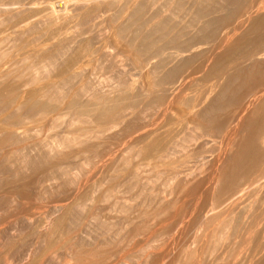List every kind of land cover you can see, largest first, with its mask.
Segmentation results:
<instances>
[{
	"label": "rangeland",
	"instance_id": "1",
	"mask_svg": "<svg viewBox=\"0 0 264 264\" xmlns=\"http://www.w3.org/2000/svg\"><path fill=\"white\" fill-rule=\"evenodd\" d=\"M229 1L0 0V125L8 126L11 132L6 130L7 127L2 129L0 126V264H264V251H261L262 248L264 250V227L260 224L254 228L255 247L253 242L245 241L251 221L254 222L255 216L264 211V180L255 189L256 193L252 192L246 201L234 206L235 209L231 207L222 218L214 214L211 216L216 210L212 208L217 205L215 199L219 189L209 182L208 174L213 166L211 160L218 148L226 146L228 136L233 135V118L229 122L214 124L211 126L213 131L203 125L198 128L194 121L190 123L193 112L200 106L205 107L201 98L213 97L209 83L222 76L219 73L211 81H205L201 72V69L203 72L206 70L207 57L212 56L217 43L220 44V33L234 26L243 28L264 13V7L259 9L257 6L262 5L264 0ZM48 3L52 6L60 3L63 8L54 7L55 10H52V7L51 14H47L50 13L46 9ZM197 6L201 9L198 15L194 13ZM249 9L257 10L249 12V16ZM211 12L217 18L211 28L204 26L205 29L199 16ZM161 22L166 25L164 29ZM155 23L161 26V31H154ZM172 35L176 40L171 38ZM142 37H145V43L149 38L158 44H145L147 48ZM193 37V41L203 38L206 43L191 48L188 54L176 49L186 45L178 42ZM212 39L217 40L213 43ZM262 44L257 50H250L252 54H247L245 58L233 51L228 64L230 73L227 74L233 76L236 71L241 68L244 71L247 65L250 67L254 62L264 68ZM154 55L157 58H153ZM148 56L151 61H148ZM237 61L243 66L238 68V63L235 66ZM231 62H234L233 65ZM185 64L190 67L186 68ZM175 66L178 67L177 74L165 75ZM163 75L168 76L172 83ZM261 78L254 86L255 91L263 87L264 71ZM178 85L185 88L180 90ZM175 87L179 90L175 91ZM251 91L254 90H247L244 94L248 95ZM194 100L199 101L200 106L192 108ZM110 106L116 109L113 115H116L114 118H117L119 127L104 132V135L98 132V135L96 130L100 122L95 120V113L92 114L90 109L100 112ZM234 108L230 107V111L221 109L216 115L221 113V116L227 114L233 117L235 112L240 111L236 109L234 112ZM160 133L169 137L163 135L164 138H161ZM149 134L150 137L147 136ZM154 136L172 141H161H166L168 149L176 150L175 144H179V150L180 144L187 146L184 148L191 150L187 154H191L192 160L187 161L180 152L173 156L174 159L169 157L162 161L150 156L143 150L151 146L149 144L156 139H153ZM257 142L264 148L260 140ZM54 149L56 153L52 152ZM178 155L183 157L181 161ZM260 167L259 173L253 171L252 176L258 173L254 176L256 179L262 174ZM195 187L201 190L197 188V191ZM193 206L199 210L195 209L193 213ZM178 208L180 215L174 217ZM188 214L191 217H187ZM226 215L232 220L223 222ZM234 218L237 220L234 221ZM204 225L210 229L206 231ZM225 226L231 228V232ZM235 227L238 228L236 231Z\"/></svg>",
	"mask_w": 264,
	"mask_h": 264
},
{
	"label": "bare ground",
	"instance_id": "2",
	"mask_svg": "<svg viewBox=\"0 0 264 264\" xmlns=\"http://www.w3.org/2000/svg\"><path fill=\"white\" fill-rule=\"evenodd\" d=\"M53 1V0H52ZM116 1V0H115ZM117 1H119V0H117ZM144 1V0H143ZM168 1V0H167ZM207 1V0H206ZM224 1H226V0H224ZM229 1V0H228ZM234 1H236L237 3H238V1L237 0H234ZM246 1V0H245ZM248 1V0H247ZM246 1V2H247ZM255 1V0H254ZM257 1H259V0H257ZM257 1H256V3H257ZM59 2V1H58ZM109 2H111V1H109ZM126 2V1H125ZM128 2V1H127ZM164 2V1H163ZM162 2V3H163ZM223 2V1H222ZM229 2H232V1H229ZM228 2V3H229ZM50 3H52V2H50ZM54 3V2H53ZM113 3V2H112ZM210 3H212V2H210ZM228 3H225V4H227L228 5ZM235 3V2H234ZM255 3V2H254ZM17 4V3H16ZM79 4V3H78ZM124 4V3H123ZM178 4V3H177ZM176 4V5H177ZM222 4V3H221ZM247 4V3H246ZM264 4V3H263ZM257 5L258 7H259V9H260V7H264V5ZM219 5V4H218ZM46 6V5H45ZM97 6V5H96ZM182 6V5H181ZM208 6V5H207ZM51 7V8H50ZM52 7L54 8V7H58V8H63L62 7V5L60 4V3H57V5H53L52 6V4H50L49 5V3H48V5L46 6V9L48 10V12H50V10L52 9ZM111 7V6H110ZM139 8H140V6H138ZM138 7H136V8H138ZM164 7V6H163ZM198 8H195V12L194 13H196V15H198V14H200L201 12H200V8H199V6H197ZM50 8V9H49ZM84 8V7H83ZM105 8V7H104ZM190 8V7H189ZM206 8V7H205ZM204 8V9H205ZM210 8V7H209ZM221 8V7H220ZM227 8V7H226ZM250 8V7H249ZM253 8V7H252ZM259 9H258V11H259ZM9 10V9H8ZM52 10H55V8L54 9H52ZM58 10V9H57ZM98 10V9H97ZM118 10V9H117ZM257 9H254V11L252 10V9H249L248 10V12H247V14L250 16V13H252V11L253 12H255ZM133 11V10H132ZM189 11V10H188ZM211 11V10H210ZM217 11V10H216ZM257 11V12H258ZM53 12V11H52ZM55 12V11H54ZM86 12V11H85ZM187 12V11H186ZM185 12V13H186ZM250 12V13H249ZM256 12V13H257ZM56 13V12H55ZM57 13H61V11L60 12H57ZM170 13V12H169ZM191 13V12H190ZM47 14H51V12L50 13H47ZM54 14V13H53ZM87 14H88V12H87ZM157 14H158V12H157ZM37 15V14H36ZM136 15V14H135ZM155 15V14H154ZM195 15V14H194ZM247 15V18H246V20H248L249 19V16ZM38 16V15H37ZM36 16V17H37ZM42 16V15H41ZM57 16H59L58 14H57ZM89 16V15H88ZM92 16V15H91ZM131 16H133L132 14H131ZM130 16V17H131ZM145 16V15H144ZM151 16V15H150ZM253 16V15H252ZM34 17V16H33ZM134 17V16H133ZM178 17V16H177ZM194 17V16H193ZM216 18H217V16H215ZM215 17L213 16V14H212V12L211 13H205V14H201V17L199 16V18H202L203 19V26L202 27H204V26H208V27H210L211 28V25L214 23V21H215ZM246 17V16H245ZM30 18H31V16H30ZM58 18V17H57ZM148 18H149V16H148ZM148 18H145V19H147L146 21H148ZM158 18V17H157ZM167 18V17H166ZM169 18V17H168ZM196 18V17H195ZM199 18H196V19H199ZM52 19H53V17H52ZM55 19V18H54ZM131 19V18H130ZM133 19V18H132ZM229 19V18H228ZM28 20V19H27ZM51 20V19H50ZM169 20V19H168ZM180 20H182V19H180ZM84 21V20H83ZM128 21V20H127ZM139 21V20H138ZM143 21V20H142ZM149 21H150V19H149ZM158 21H160V20H158ZM68 22V21H67ZM110 22V21H109ZM136 22V21H135ZM134 22V23H135ZM145 22V21H144ZM166 22V21H165ZM164 22V23H165ZM179 22V21H178ZM216 22L218 23V21L216 20ZM243 22V21H242ZM245 22V21H244ZM23 23V22H22ZM24 23H26V22H24ZM88 23V22H87ZM150 23V22H149ZM6 24V23H5ZM155 24H157V23H155ZM161 25H162V22L160 23ZM235 24V23H234ZM9 25V24H8ZM81 25V24H80ZM143 25V24H142ZM145 25V24H144ZM176 25H178V24H176ZM176 25H173V26H176ZM245 25V24H244ZM25 26V25H24ZM122 26V25H121ZM140 26V25H139ZM159 24H157L153 29H154V31H161L160 30V28H159ZM163 26V25H162ZM164 26H166V25H164ZM164 26H163V28L162 29H164ZM214 26V25H213ZM242 26V25H241ZM25 27H27V25L25 26ZM58 27V26H57ZM142 27V26H141ZM144 27V26H143ZM152 27V26H151ZM161 27V26H160ZM171 27V26H170ZM183 27V26H182ZM19 28V27H18ZM168 28V27H167ZM205 28V27H204ZM225 28H227V27H225ZM61 29V28H60ZM176 29V28H175ZM184 29V28H183ZM206 29V28H205ZM221 29V28H220ZM25 30V29H24ZM28 30V29H27ZM200 30V29H199ZM217 30V29H216ZM118 31V30H117ZM211 31V30H210ZM223 31V30H222ZM18 32V31H17ZM23 32V31H22ZM123 32V31H122ZM136 32V31H135ZM181 32V31H180ZM215 32V31H214ZM217 32H218V30H217ZM51 33H52V31H51ZM140 33V32H139ZM150 33V32H149ZM162 33V32H161ZM167 33V32H166ZM170 33V32H169ZM206 33V32H205ZM216 33V32H215ZM25 34H27L26 32H25ZM116 34V33H115ZM119 34H120V32H119ZM145 34V33H144ZM148 34V33H147ZM146 34V35H147ZM164 34H165V31H164ZM164 34H162V36L164 35ZM213 34V33H212ZM32 35V34H31ZM141 35V34H140ZM149 35V34H148ZM173 35H175V34H173ZM173 35H172V37L171 36H169V37H171L172 39L174 38L173 37ZM203 35H205L204 33H203ZM207 35V34H206ZM220 40H219V38H218V42L220 43V44H218L217 43V45H218V47L214 50V54L211 56L210 55V57L208 58L207 57V59H206V61H205V69L206 70H204V72L202 71V69H201V72H202V80H205V81H211L212 79H214V78H216L217 77V75L219 74V73H222V76H220L219 78H218V80H214L213 82L211 81L209 84L211 85V87H209V90H211V91H213L214 92V94L212 95L213 97H210L209 96V99L210 98H213V99H208V96L206 97L207 99H208V101H207V99L205 98L204 100H203V98H199L202 102L201 103H203V105H205V107H203V106H200V103H198L199 101H197V100H194L195 102H197V103H195L194 102V105H192V108L193 107H195L196 108V106L199 104V110H195V112H193V115H192V119L190 120V121H192V122H190V123H193V121L194 122H196L197 123V125H195V126H198L199 125V127L198 128H200L201 129V125H203V127H207V129H211L212 127L211 126H213L214 124L216 125V124H221L222 122H224V121H227V122H229V120H230V118H233V125H232V133H233V135H229L228 136V138H227V143H226V146L224 147V148H218V150H217V152H216V155H214L213 157V159L211 160L212 161V163H213V166L211 167L212 169L210 170V174H208L209 175V178H210V181L209 182H211L213 185H217L218 186V190H217V193H218V196H216V199H215V202H216V206L214 207V208H212V210H215V211H212V217H213V214H214V216L215 215H217L219 218L221 217L222 218V216L224 215V214H227L226 212H228L229 211V209L231 208V207H233L234 208V206H236L237 204H240V203H242L247 197H250L251 196V194H252V192H254L255 191V193H256V190L255 189H257V187L261 184V182L264 180V164L262 163V162H264L263 160H264V148H262V147H260V144L257 142L258 140H260V143H262L263 145H264V83H263V87L262 88H260L259 90H257V91H255V88H254V86H255V84L257 83V82H260L261 81V77H262V74H263V71H264V68L262 67V65L260 64V63H257V62H254L253 64H251V66L249 67L248 65H247V68L243 71L242 70V68H241V70L240 71H236L234 74H233V76H229V74H227V72H229V70H228V67L230 66H228V64H229V62L231 61V53L233 52V51H236L235 53L237 54V52L241 55L240 57L242 58V57H246V55L247 54H252L251 52H250V50H257L258 48H260V46H261V44L262 43H264V13H262L261 15H258V17L256 18V19H254L253 21H251L249 24H247L246 26H243V28H239V27H233V28H229V29H225L223 32H221L220 33ZM143 36V35H142ZM165 36H166V34H165ZM176 36V35H175ZM181 36H183V35H181ZM8 37V36H7ZM112 37V36H111ZM167 37V36H166ZM179 37V36H178ZM201 37V36H200ZM203 37V36H202ZM209 37V36H208ZM36 38V37H35ZM39 38V37H38ZM143 38H145V37H142V39ZM160 38V37H159ZM159 38H157V39H159ZM161 38H163V37H161ZM176 38V37H175ZM174 38V39H175ZM207 38V37H206ZM211 38V37H210ZM130 39V38H129ZM178 40L177 41H179V38H177ZM193 39H195L194 37L193 38H190V39H188L187 41H181V42H178L177 44H180V43H185V44H183V45H185V46H183L182 47V45H180V47H178L177 46V48H176V46H175V48L178 50V51H180L181 53H183V52H187V51H189L191 48H193V47H195V46H200V45H202V44H204V43H206V41H203L202 39H200L199 41L197 40V41H193ZM207 39H209V38H207ZM33 40V39H32ZM35 40V39H34ZM99 40V39H98ZM126 40V39H125ZM134 40H136V38L134 39ZM147 40V39H146ZM163 40H164V38H163ZM176 40V39H175ZM213 41V43H215V40H217V39H212ZM44 41V40H43ZM145 40L143 39V42H144ZM130 42H132V41H130ZM134 42V41H133ZM29 43V42H28ZM41 43V42H40ZM56 43V42H55ZM126 43H128V42H126ZM151 43H155V44H158V42L156 43L155 42V40H149V38H148V41H147V43H143V45H145V44H151ZM212 43V44H213ZM19 44V43H18ZM111 44V43H110ZM122 44V43H121ZM129 44V43H128ZM154 44V45H155ZM165 44V43H164ZM176 44V45H177ZM208 44V43H207ZM211 44V45H212ZM102 45V44H101ZM131 46H130V48H132V44H130ZM163 44L161 43V46H162ZM166 45V44H165ZM262 45H264V44H262ZM36 46V45H35ZM126 46V45H125ZM129 46V45H128ZM127 46V47H128ZM148 46V45H147ZM146 45H145V47H147ZM151 46V45H150ZM149 46V47H150ZM158 46H160V45H158ZM170 46V45H169ZM213 46V45H212ZM110 47H112V46H110ZM154 47V46H153ZM152 47V48H153ZM171 47L173 48V46L171 45ZM263 47V46H262ZM261 47V48H262ZM87 48V47H86ZM105 48V47H104ZM108 48V47H107ZM129 48V47H128ZM127 48V49H128ZM139 48V47H138ZM137 48V49H138ZM148 48V47H147ZM151 48V49H152ZM159 48V47H158ZM15 49V48H14ZM19 49V48H18ZM120 49V48H119ZM136 49V48H135ZM140 49H142V48H140ZM154 49V48H153ZM161 49V51H165V50H163L162 48H160ZM159 49V50H160ZM212 49V48H211ZM3 50V49H2ZM43 50V49H42ZM61 50V49H60ZM134 49L132 48V51H133ZM167 50V49H166ZM123 51V50H122ZM126 51V50H125ZM157 51V50H156ZM72 52V51H71ZM95 52V51H94ZM97 52V51H96ZM202 52V51H201ZM204 52V51H203ZM23 53V52H22ZM44 53V52H43ZM119 53V52H118ZM117 53V54H118ZM124 53V52H123ZM132 53V52H131ZM135 53H138V52H135ZM134 53V55L136 56L137 54H135ZM142 53H143V51H142ZM141 53V54H142ZM145 53V52H144ZM154 53H155V51H154ZM157 53H158V51H157ZM167 53V52H166ZM212 53H213V51H212ZM255 53H257V52H255ZM254 53V54H255ZM261 53H263V52H261ZM260 53V54H261ZM32 54V53H31ZM58 54V53H57ZM65 54H66V52H65ZM156 54V53H155ZM160 53H158V55H159ZM178 54V53H177ZM187 54H188V52H187ZM191 54H193L192 52H191ZM264 54V53H263ZM148 55H150V54H148ZM162 55V54H161ZM168 55V54H167ZM190 55V54H189ZM199 55V54H198ZM216 55V57L214 58V56ZM249 55H248V57H249ZM45 56V55H44ZM61 56V55H60ZM59 56V57H60ZM142 56H143V54H142ZM145 54H144V58H145ZM188 56V55H187ZM192 56V55H191ZM199 56H201V55H199ZM209 56V55H208ZM255 56V55H254ZM4 57V56H3ZM27 57V56H26ZM48 57V56H47ZM51 57H53V55L51 56ZM74 57L76 58V56L74 55ZM106 57V56H105ZM154 57H156L155 55L153 56V58ZM163 58L165 57V56H162ZM172 57H174V56H172ZM180 57V56H179ZM182 57L184 58V56L182 55ZM205 57V56H204ZM203 57V58H204ZM234 57V56H233ZM38 58V57H37ZM36 58V59H37ZM50 58V57H49ZM54 58V57H53ZM142 58V57H141ZM144 58H143V60H144ZM147 58H151V57H147ZM157 58V57H156ZM189 58H191V57H189ZM188 58V59H189ZM193 58V57H192ZM235 58V57H234ZM57 59H59V58H57ZM73 59V58H72ZM78 59V58H77ZM76 59V61H78ZM130 59V58H129ZM152 59V58H151ZM151 59L150 60H148V61H151ZM173 59V58H172ZM187 59V60H188ZM247 59V58H246ZM260 59V58H259ZM51 60H52V58H51ZM56 60V59H55ZM75 60V59H74ZM74 60H69V61H74ZM159 60H161V59H159ZM164 60V59H163ZM177 60H180V58L179 59H177ZM186 60V59H185ZM186 60V61H187ZM190 60H192V59H190ZM233 60V59H232ZM237 60V59H236ZM239 60V59H238ZM241 60V59H240ZM23 61V60H22ZM39 61V60H38ZM132 61V60H131ZM137 61V60H136ZM146 61H147V59H146ZM165 61H166V58H165ZM172 61V60H171ZM186 61H185V63H186ZM189 61V60H188ZM234 61V60H233ZM24 62V61H23ZM34 62V61H33ZM47 62V61H46ZM52 62H53V60H52ZM79 62V61H78ZM157 62H158V60H157ZM169 62V61H168ZM190 62H192L193 63V61H190ZM244 63H245V61H243ZM242 62V63H243ZM247 62V61H246ZM251 62V61H250ZM262 62V61H261ZM21 63V62H20ZM116 63V62H115ZM132 63H134V62H132ZM146 63H148L149 64V62H146ZM159 63H160V61H159ZM162 63V62H161ZM182 63V62H181ZM232 63V62H231ZM234 63V62H233ZM233 63H232V65H233ZM238 63V68H240L241 66H243V64L241 65V64H239V62L237 61L236 63H234L235 64V66H236V64ZM240 63H241V61H240ZM51 64V63H50ZM69 64V63H68ZM78 64V63H77ZM142 64V63H141ZM155 64H156V62H155ZM154 64V65H155ZM174 64V63H173ZM178 65L180 64V63H177ZM194 64V63H193ZM200 64V63H199ZM248 64H250V63H248ZM142 65H144V64H142ZM146 65V64H145ZM150 65V64H149ZM162 65V64H161ZM164 65V64H163ZM181 65V64H180ZM186 66V68L188 67H190V66H188L187 64H185ZM195 65V64H194ZM239 65H241V66H239ZM16 66V65H15ZM43 66V65H42ZM79 66V65H78ZM156 66V65H155ZM154 66V67H155ZM160 66V65H159ZM165 66H167V65H165ZM164 66V67H165ZM66 67H67V65H66ZM73 66H71V67H68V68H72ZM143 67V66H142ZM154 67H151V68H153V71L155 70L156 71V69H154ZM157 67V66H156ZM245 67V66H244ZM31 68L32 67H30V70H31ZM49 68V65L47 66V69ZM54 68V67H53ZM168 68V67H167ZM184 68V67H183ZM238 68H236V69H238ZM45 69H46V65H45ZM159 69V68H158ZM157 69V70H158ZM176 69L178 70V67H172L171 69H169L166 73H165V75H172V74H174V73H176ZM8 70V69H7ZM15 70V69H14ZM40 70V69H39ZM49 70V69H48ZM63 70V69H62ZM70 70H72V69H70ZM1 71V70H0ZM27 71H28V69H27ZM45 71V70H44ZM43 71V72H44ZM67 71V70H66ZM147 71V70H146ZM241 71H243V72H241ZM9 72V71H8ZM12 72V71H11ZM26 72V71H25ZM152 72V71H151ZM162 73L164 72V71H161ZM178 72H180V71H178ZM186 72V71H185ZM197 72V71H196ZM40 73H42V71L40 72ZM162 73H161V75H162ZM182 73V72H181ZM180 73V74H181ZM230 73V72H229ZM39 74V73H38ZM46 74H47V72H46ZM155 74H156V72H155ZM164 74V73H163ZM177 74V73H176ZM175 74V75H176ZM12 75V74H11ZM18 75V74H17ZM174 75V76H175ZM193 75V74H192ZM164 76V75H163ZM168 76H164V77H168ZM178 76V75H177ZM21 77V76H20ZM33 77V76H32ZM58 77V76H57ZM67 77V76H66ZM149 77V76H148ZM176 77V76H175ZM192 77V76H191ZM259 77V78H258ZM2 79H4L3 77H1ZM15 78V77H14ZM22 78V77H21ZM27 78H28V76H27ZM39 78V77H38ZM154 78V77H153ZM169 78V77H168ZM33 79V78H32ZM170 79V78H169ZM169 79H167V80H169ZM164 80H165V78H164ZM13 81V80H12ZM16 81H17V79H16ZM150 81V80H149ZM161 81H163V79L161 80ZM173 81V80H172ZM174 81H176V80H174ZM262 81H264V79L262 80ZM2 82V81H1ZM25 82V81H24ZM34 82V81H33ZM159 82V81H158ZM170 82H171V79H170ZM235 82V83H234ZM12 83V82H11ZM163 83V82H162ZM172 83V82H171ZM206 83H208V82H206ZM212 83V84H211ZM233 83L235 84V86L234 87H232V85H233ZM154 84V83H153ZM164 84H165V82H164ZM10 85V84H9ZM90 85V84H89ZM94 85V84H93ZM146 85V84H145ZM148 85V84H147ZM168 84H166V86H167ZM183 85H185V83L183 84ZM188 85V84H187ZM187 85H185V86H187ZM209 85V86H210ZM208 86V85H207ZM92 87V86H91ZM96 87V86H95ZM149 88L151 87L150 85L148 86ZM147 87V88H148ZM178 87H179V85H178ZM145 88V87H144ZM146 88V90H148L149 91V88L147 89ZM176 88L177 87H175V91H177V90H183L184 88L182 87L181 88V85H180V87H179V89H177L176 90ZM207 89H208V87H206ZM12 89V88H11ZM167 89H170V87H168ZM254 90V91H251L248 95H245L244 94V92L245 91H247V90ZM56 90V89H55ZM159 90V89H158ZM174 90V89H173ZM172 90V91H173ZM84 91V90H83ZM98 91V90H97ZM36 92H38V91H36ZM105 92V91H104ZM144 92V91H143ZM171 92V91H170ZM181 91H179L178 93H180ZM24 93V92H23ZM142 93V92H141ZM145 93V92H144ZM174 93V92H173ZM173 93H172V96H173ZM177 93V94H178ZM28 94V93H27ZM44 94V93H43ZM47 94V93H46ZM175 94V93H174ZM144 95H146V94H144ZM156 95V94H155ZM93 96V95H92ZM167 96L170 98V97H172V96H170V95H168L167 94ZM176 96V95H175ZM17 97V96H16ZM15 97V98H16ZM100 97V96H99ZM108 97V96H107ZM153 97V96H152ZM151 97V98H152ZM177 97V96H176ZM198 97V96H197ZM27 99V98H26ZM95 99V98H94ZM147 99V98H146ZM177 100V98H174V100ZM187 99V98H186ZM185 99V100H186ZM198 99V100H199ZM244 99H246L245 101H244ZM17 100V99H16ZM116 100H118V99H116ZM151 100V99H150ZM173 100V101H174ZM193 100V99H192ZM81 101V100H80ZM105 101H107L106 99H105ZM207 101V102H206ZM244 101V104L242 103ZM9 102V101H8ZM20 102V101H19ZM25 101H23V103H24ZM28 102V101H27ZM81 102H83V101H81ZM88 102V101H87ZM113 102V101H112ZM147 102H148V100H147ZM154 102V101H153ZM157 102V101H156ZM168 102H170V101H168ZM182 102V101H181ZM180 102V103H181ZM185 102V101H184ZM183 102V103H184ZM190 102H192V101H190ZM120 103H121V101H120ZM22 104V103H21ZM75 104V103H74ZM90 104V103H89ZM105 104V103H104ZM160 104V103H159ZM168 104V103H167ZM170 104H172V103H170ZM186 104H189V103H187L186 102ZM70 106H71V104H69ZM81 105V104H80ZM113 105V104H112ZM150 105V104H149ZM183 105V104H182ZM53 106V105H52ZM74 106V105H73ZM84 106V105H83ZM91 106H94V104L93 105H91ZM90 106V107H91ZM95 106H96V104H95ZM119 106V105H118ZM151 106V105H150ZM168 106H169V104H168ZM36 107H37V105H36ZM111 107V106H110ZM108 108V107H106L107 109H105V110H103V111H95V109L93 110V109H90V110H92V114H93V112L95 113V116H94V118H95V120L96 121H98V122H100V124H99V129H97L96 131H97V133L98 132H100L101 134H103L104 132H106V131H109V130H111V129H113V128H115L116 126H118L117 125V123H118V121L116 122V119L117 118H114L116 115H113L114 113H115V110L116 109H114V108ZM201 107H203L204 109H201ZM230 107H235L234 109H233V111L235 112V111H237L238 109L240 110L239 112H235V114H233V117H230V116H227V114L226 115H224V116H221L220 114L221 113H219V116H217L216 114H217V112H219L221 109H226V111L227 110H229L230 111ZM16 108V107H15ZM19 108V107H18ZM32 108V107H31ZM96 108V107H95ZM100 108L102 109V107L100 106ZM99 108V109H100ZM103 108H104V105H103ZM118 108V107H117ZM147 108H148V106H147ZM165 108V107H164ZM30 109V108H29ZM28 109V110H29ZM45 109V108H44ZM100 109V110H101ZM156 109V108H155ZM163 109V108H162ZM237 109V110H236ZM89 110V111H90ZM167 110V109H166ZM15 111V110H14ZM89 111H87V112H89ZM187 111V110H186ZM186 111H183L182 113H184V114H186ZM225 111V112H226ZM228 111V112H229ZM91 112V111H90ZM98 112V113H97ZM160 112V111H159ZM189 112V111H188ZM191 112V113H192ZM224 112V111H223ZM227 112V113H228ZM119 114V113H118ZM125 114V113H124ZM165 114V113H164ZM181 114V113H180ZM189 114H190V112H189ZM224 114V113H223ZM121 115V114H120ZM127 115V114H126ZM182 115V114H181ZM180 115V116H181ZM191 115V114H190ZM53 116V115H52ZM179 116V117H180ZM88 117V116H87ZM91 117V116H90ZM183 118H184V116H182ZM22 118V117H21ZM161 118V117H160ZM181 118V117H180ZM191 117H189V119H190ZM170 119V118H169ZM186 119H188L187 117H186ZM186 119H184V120H186ZM21 120V119H20ZM89 120V119H88ZM101 120V121H100ZM103 120V121H102ZM121 120V119H120ZM166 120V119H165ZM94 121V120H93ZM158 121V120H157ZM176 121V120H175ZM121 122V121H120ZM163 122H164V120H163ZM163 122H161V123H163ZM183 122V121H182ZM4 123H5V121H4ZM8 123V122H7ZM177 123V122H176ZM186 123H188V122H186ZM3 123H1V125H2ZM11 124V123H10ZM22 124V123H21ZM120 124V123H119ZM185 124V123H184ZM206 124V125H205ZM0 125V126H1ZM166 125V124H165ZM96 126H98V125H96ZM184 126V125H183ZM3 127H5L4 125L3 126H1V128L2 129H4ZM7 127V129L6 130H8V132H10L9 130L10 129H8V126H6ZM5 127V128H6ZM9 127H11L10 125H9ZM119 127V126H118ZM188 127V126H187ZM202 127V128H203ZM17 128V127H16ZM150 128V127H149ZM162 128H163V126H162ZM171 128V127H170ZM183 128V127H182ZM196 128V127H195ZM215 128H216V126H215ZM15 129V128H14ZM13 129V130H14ZM19 129V128H18ZM157 129V128H156ZM159 129V128H158ZM174 129V128H173ZM179 129V128H178ZM186 129V128H185ZM188 129V128H187ZM15 130H17V129H15ZM14 130V131H15ZM93 130H95V129H93ZM146 131H147V129H145ZM144 130V131H145ZM152 130V129H151ZM155 130V129H154ZM171 130V129H170ZM169 130V131H170ZM177 130V129H176ZM180 130V129H179ZM205 130V129H204ZM141 131H143V130H141ZM143 131V132H144ZM158 131V130H157ZM164 131V130H163ZM185 131V130H184ZM211 131H213V128L211 129ZM1 132H3V131H1ZM5 132H7V131H5ZM149 132H150V130H149ZM153 132V131H152ZM166 132H168V131H166ZM172 132V131H171ZM177 132V131H176ZM180 132L181 131H179V134H180ZM11 133V132H10ZM16 133V132H15ZM113 133V132H112ZM145 133V132H144ZM146 133H148V132H146ZM151 133V132H150ZM157 133V132H156ZM161 134V136H159V137H161V138H164V134H162V133H160ZM168 134V133H167ZM16 135V134H15ZM98 135H99V133H98ZM104 135V134H103ZM138 135V134H137ZM141 135L143 136L144 134H142V132H141ZM156 135V134H155ZM164 135V136H163ZM182 135V134H181ZM10 136V135H9ZM96 136H97V134H96ZM145 136V135H144ZM143 136V137H144ZM148 137H150V134L149 135H147ZM156 136H158V135H156ZM156 136H154L153 137V139L154 138H156ZM174 136V135H173ZM137 137H140V136H137ZM166 137H169V136H165V138ZM88 138V137H87ZM145 138H147V137H145ZM170 138H171V136H170ZM183 138V137H182ZM182 138H180V140L182 139ZM109 139V138H108ZM140 139H142V137L140 138ZM98 140V139H97ZM138 140V139H137ZM143 140L144 139H142L141 141L143 142ZM151 140V139H150ZM162 140H166V139H162ZM162 140H160V138L158 139V137L154 140V142L152 143V144H149V145H151V146H149L148 144H146L147 146H149V147H146V150H143V151H146L150 156L151 155H153V157H157L158 159L157 160H159V161H162V160H165V159H167V158H169V157H173V156H177V153H181L182 155H183V157H186V158H184V159H187V161H190V160H192V158H190V155L191 154H187V152L189 151V153H191V150H188V151H186V149L185 148H187V146H185V148H184V146H183V144H180V147H181V150H179V149H177L178 148V146H179V144H175V145H177V148H176V150L175 149H168L167 147H169V146H167L166 147V141L168 140L170 143L172 142V141H170L168 138H167V140L163 143H161V141ZM172 140V139H171ZM177 140V139H176ZM184 140V139H183ZM140 142V141H139ZM151 141H149V143H150ZM183 142V141H182ZM136 143V142H135ZM1 144V143H0ZM137 144H138V141H137ZM94 145V144H93ZM139 145V144H138ZM172 145H173V143H172ZM221 145V144H220ZM54 146V145H53ZM57 146V145H56ZM60 146V145H59ZM145 145H143V147H144ZM50 147V146H49ZM142 147V148H143ZM171 147V146H170ZM210 147V146H209ZM54 148H55V146H54ZM53 149V148H52ZM57 149V148H56ZM56 149H54V151H52V152H54V153H56L55 151H57ZM68 149V148H67ZM145 149V148H144ZM189 149V148H188ZM71 150V149H70ZM197 150V149H196ZM203 150V149H202ZM50 151H51V149H50ZM49 151V152H50ZM139 151V150H138ZM201 152V151H200ZM200 152H199V154H200ZM205 152V151H204ZM53 153V154H54ZM194 154V153H193ZM202 154V153H201ZM200 154V155H201ZM144 155V154H143ZM145 155H146V153H145ZM180 155V154H179ZM179 155H178V157H179ZM194 155H196V154H194ZM9 156V155H8ZM147 156V155H146ZM145 156V157H146ZM149 156V157H150ZM144 157V156H143ZM142 157V158H143ZM182 157V156H181ZM181 157H179V161H181L182 160V158ZM189 157V158H188ZM195 157V156H194ZM198 157V156H197ZM181 158V159H180ZM204 158H206V157H204ZM204 158H201V159H204ZM173 159H174V157H173ZM183 159V161H185ZM195 159H196V157H195ZM207 160V159H206ZM108 161V160H107ZM174 160H172V162H173ZM196 161V160H195ZM203 161V160H202ZM210 161V162H211ZM204 162H206L205 161V159H204ZM162 163H164V162H162ZM172 164V163H171ZM170 164V165H171ZM200 164H201V162H200ZM105 164H103V166H104ZM139 165V164H138ZM196 165V164H195ZM203 165V164H202ZM96 166V165H95ZM156 166V165H155ZM165 166V165H164ZM183 166H184V164H183ZM260 166H262V168L260 167ZM188 167V166H187ZM190 167V166H189ZM259 167H260V174H261V172H262V174L260 175V177L259 178H257L256 179V177L254 178V176H257L258 175V173H259ZM100 168V167H99ZM135 168V167H134ZM98 169V168H97ZM101 169H103L102 167L100 168V170ZM190 169V168H189ZM192 169V168H191ZM138 170V169H137ZM185 170V169H184ZM203 170V169H202ZM258 171V173H256V175H255V173H254V176H252V174H253V171ZM103 171V170H102ZM201 171V170H200ZM101 172V171H100ZM115 173V172H114ZM198 173V172H197ZM133 175V174H132ZM199 175H200V173H199ZM131 176V175H130ZM135 176V175H134ZM137 176V175H136ZM200 178V177H199ZM202 180V179H201ZM209 182H207V183H209ZM24 183V182H23ZM186 183H188V182H186ZM199 183V182H198ZM183 185V184H182ZM185 185V184H184ZM188 185V184H187ZM212 185V186H213ZM264 185V184H263ZM195 186V185H194ZM197 186V185H196ZM198 186H200V183H199V185ZM118 187V186H117ZM187 187V186H186ZM260 187V186H259ZM196 188V187H195ZM197 188H199V187H197ZM196 188V189H197ZM202 188V187H201ZM214 188H215V186H214ZM261 188H262V186H261ZM261 188H259V189H261ZM258 189V190H259ZM264 189V188H263ZM199 190H201L200 188H199ZM198 189H197V191H199ZM209 189H207V192H209L208 191ZM257 190V191H258ZM262 190V189H261ZM206 191V190H205ZM213 191H214V189H213ZM263 191V190H262ZM76 192V191H75ZM207 192H206V194H207ZM16 193V192H15ZM201 193V192H200ZM199 193V194H200ZM204 193V192H203ZM258 193H260V192H258ZM79 194V193H78ZM91 194V193H90ZM260 195V194H259ZM76 196V195H75ZM253 196V195H252ZM257 196V195H256ZM256 196H254V198L256 197ZM103 198H104V196H103ZM259 200V199H258ZM211 201H212V198H211ZM246 201V200H245ZM255 201V203H256V200H254ZM260 202V201H259ZM182 203V202H181ZM252 203V202H251ZM72 204V203H71ZM213 204V203H212ZM254 204V203H253ZM64 205V204H63ZM169 205V204H168ZM78 206V205H77ZM172 206V205H171ZM173 206H174V203H173ZM198 206V205H197ZM239 206V205H238ZM238 206H237V208H238ZM67 207V206H66ZM81 207V206H80ZM169 207V206H168ZM68 208V207H67ZM165 208V207H164ZM196 209V211L197 210H199L198 208H195V206H193V208H192V212L194 211ZM235 209V208H234ZM209 210V209H208ZM228 210V211H227ZM233 209H231V212H233L232 211ZM251 210V209H250ZM253 211V210H252ZM187 212V211H186ZM207 212V211H206ZM210 212V211H209ZM231 212H230V214H231ZM236 212V211H235ZM241 212V211H240ZM191 213V212H190ZM189 213V214H190ZM194 213V212H193ZM236 213H239L238 211L236 212ZM242 213V212H241ZM262 213V212H261ZM178 214L180 215V208H178L176 211H175V214H174V217L175 216H178ZM185 214V212H183V215ZM187 214V213H186ZM188 214V215H189ZM192 214V213H191ZM233 214V213H232ZM250 214V213H249ZM248 214V215H249ZM253 214V213H252ZM26 215V214H25ZM228 215H229V213H228ZM248 215H247V217H248ZM251 215V214H250ZM50 216V215H49ZM102 216V215H101ZM186 216V215H185ZM201 216H203V215H201ZM211 216H210V220L212 219L211 218ZM246 216V215H245ZM261 216V217H260ZM70 217V216H69ZM173 217V216H172ZM187 217H191L190 215L189 216H187ZM205 217H207V216H205ZM217 217V218H218ZM237 217V214L235 215V218ZM256 217V218H255ZM255 217H253V218H255L256 220L254 221V222H252L251 221V223H250V225L248 226V234H249V236L245 239V241H248V242H253V246L255 247V245H256V241H255V236L253 235L254 234V228L257 226V225H262V227H264V211H263V213L261 214V215H259L258 217H257V215L255 216ZM18 218V217H17ZM92 218V217H91ZM215 218V217H214ZM235 218H234V221H236L235 220ZM250 218V217H249ZM105 219V218H104ZM226 219H231L232 220V218H227V215H226V218H224L223 219V222H224V220H226ZM251 219V218H250ZM103 220V219H102ZM204 220V219H203ZM202 220V221H203ZM206 220H209V219H207L206 218ZM215 220H216V218H215ZM218 220V219H217ZM249 220V219H248ZM254 220V219H253ZM212 221H214L213 219H212ZM211 221V223H213ZM247 221V220H246ZM102 222V221H101ZM210 221H208V223H209ZM219 222H220V219H219ZM221 222H222V220H221ZM228 222V221H227ZM226 222V223H227ZM207 222H205V224H206ZM210 223V224H211ZM217 223V222H216ZM232 223V222H231ZM243 223V222H242ZM247 223V222H246ZM9 224V223H8ZM200 224H202V222H200ZM214 224H215V221H214ZM219 224V223H218ZM222 224V223H221ZM235 224V223H234ZM241 224V223H240ZM222 225H227V224H222ZM221 225V226H222ZM231 225V224H230ZM229 225V226H230ZM244 225V224H243ZM205 227H203V228H207L206 227V225H204ZM207 226H211V225H208L207 224ZM247 226V225H246ZM25 228V227H24ZM55 228V227H54ZM96 228V227H95ZM99 228V227H98ZM214 228V227H213ZM222 228V227H221ZM225 228L226 229H231V228H229L228 226L226 227L225 226ZM236 228L237 227H235V230L234 231H236ZM243 228H245V226L243 227ZM204 229V230H205ZM208 229H210V228H207L206 229V231L208 230ZM215 229H216V227H215ZM238 229V228H237ZM240 229V228H239ZM241 229H242V227H241ZM55 230V229H54ZM105 230V229H104ZM203 230V231H204ZM214 230V229H213ZM220 230V229H219ZM222 230H223V228H222ZM83 231V230H82ZM87 231V230H86ZM233 231V230H232ZM246 231V230H245ZM261 231V230H260ZM230 232H231V230H230ZM243 232H244V229H243ZM104 233V232H103ZM138 233V232H137ZM210 233H211V231H210ZM209 232H208V234H210ZM214 233V232H213ZM222 233V232H221ZM245 233V232H244ZM244 233H243V235H244ZM232 235V233H229V235ZM262 234V233H261ZM135 235V234H134ZM204 236H206L207 235V233H205L204 232V234H203ZM202 235V237H204ZM260 235V234H259ZM263 235V234H262ZM208 236H210V235H208ZM207 236V237H208ZM238 236V235H237ZM245 236V235H244ZM264 236V235H263ZM201 237V238H202ZM240 237H242V235L240 236ZM243 238V237H242ZM24 240V239H23ZM254 240V241H253ZM264 240V239H263ZM247 243V242H246ZM251 243H248V244H251ZM255 243V244H254ZM262 243H263V241H262ZM20 247V246H19ZM81 247V246H80ZM262 248V247H261ZM203 249V248H202ZM250 249H251V247H250ZM255 249V248H254ZM260 249V248H259ZM195 250H196V248H195ZM253 250V249H252ZM251 250V251H252ZM261 251H264L263 250V248H262V250ZM262 253V252H261ZM3 254V253H2ZM27 254V253H26ZM190 254V253H189ZM247 255H249V254H247ZM246 255V256H247ZM23 256V255H22ZM5 261V260H4ZM9 262V261H8ZM77 262V261H76ZM255 262V261H254ZM5 264H6V262H5ZM263 264V263H262Z\"/></svg>",
	"mask_w": 264,
	"mask_h": 264
}]
</instances>
